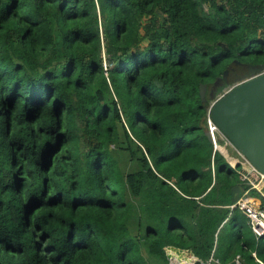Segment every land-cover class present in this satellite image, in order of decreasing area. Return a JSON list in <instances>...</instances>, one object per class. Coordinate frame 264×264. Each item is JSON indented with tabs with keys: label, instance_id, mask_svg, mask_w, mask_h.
Masks as SVG:
<instances>
[{
	"label": "trees",
	"instance_id": "trees-1",
	"mask_svg": "<svg viewBox=\"0 0 264 264\" xmlns=\"http://www.w3.org/2000/svg\"><path fill=\"white\" fill-rule=\"evenodd\" d=\"M261 62L264 0H0V264H264L205 134Z\"/></svg>",
	"mask_w": 264,
	"mask_h": 264
},
{
	"label": "water",
	"instance_id": "water-1",
	"mask_svg": "<svg viewBox=\"0 0 264 264\" xmlns=\"http://www.w3.org/2000/svg\"><path fill=\"white\" fill-rule=\"evenodd\" d=\"M264 65L252 68L245 77L215 101L210 110L212 123L259 173L264 174ZM200 97L205 101L206 87L200 86ZM206 137L213 143L211 133ZM168 261L177 263L191 256L186 251L173 246L164 248ZM197 262V258H195Z\"/></svg>",
	"mask_w": 264,
	"mask_h": 264
},
{
	"label": "built area",
	"instance_id": "built-area-1",
	"mask_svg": "<svg viewBox=\"0 0 264 264\" xmlns=\"http://www.w3.org/2000/svg\"><path fill=\"white\" fill-rule=\"evenodd\" d=\"M207 129L213 139V149L218 150V141L224 142L247 168V172L238 171L240 182L246 187L240 199L231 207L240 211L248 221V225L256 239L264 237V174L259 173L231 143L219 132L207 114ZM218 133L223 137H218ZM254 194V195H253Z\"/></svg>",
	"mask_w": 264,
	"mask_h": 264
},
{
	"label": "rangeland",
	"instance_id": "rangeland-1",
	"mask_svg": "<svg viewBox=\"0 0 264 264\" xmlns=\"http://www.w3.org/2000/svg\"><path fill=\"white\" fill-rule=\"evenodd\" d=\"M236 82L237 81H233L228 86L223 85L222 83H217V84L213 85L211 88L212 91L210 90L212 96L210 97L211 101L209 102V104L210 103L213 104L215 101L220 99L224 94H226L234 86V84ZM218 137L223 138L219 133H218ZM223 148H224V145H223ZM195 261H196L195 258L188 256V258L181 259V261L179 263H177L175 261V259H171L168 264H194Z\"/></svg>",
	"mask_w": 264,
	"mask_h": 264
},
{
	"label": "crops",
	"instance_id": "crops-1",
	"mask_svg": "<svg viewBox=\"0 0 264 264\" xmlns=\"http://www.w3.org/2000/svg\"><path fill=\"white\" fill-rule=\"evenodd\" d=\"M234 153V152H233ZM234 155H236L235 153H234ZM230 163H231V165L232 166H234L235 165V162L234 161H230ZM241 168H240V170L238 169V171H242V172H247V168L242 164V162H241ZM212 179H213V182H214V177H212ZM238 180H239V178H238ZM240 181V180H239ZM169 183V182H168ZM172 187H174L175 188V186L173 185V184H171V183H169ZM239 185H240V187H241V189H242V193L239 195V197L231 204V205H225V206H223L222 208H225L226 210H228V209H230V212H232L231 210H234V211H238L237 209H232L231 207L240 199V197L242 196V194H243V191L245 190V186L243 187L242 185V183L240 182L239 183ZM244 188V189H243ZM176 189V188H175ZM177 190V189H176ZM200 198H196V200H199ZM229 207V208H228ZM215 208H217V207H215ZM240 214H239V216H240V220H242L244 223H245V225L248 227V228H250L249 227V225H248V221H247V219L245 218V216L240 212V211H238ZM225 222V221H224ZM224 222H223V224H224ZM222 226V225H221ZM251 230V229H250ZM189 252V251H188ZM211 260L213 261V263H218V261L217 260H214V259H212L211 258ZM209 262V261H208ZM235 263L236 264H239V257L237 256L236 257V259H235Z\"/></svg>",
	"mask_w": 264,
	"mask_h": 264
},
{
	"label": "flooded vegetation",
	"instance_id": "flooded-vegetation-1",
	"mask_svg": "<svg viewBox=\"0 0 264 264\" xmlns=\"http://www.w3.org/2000/svg\"><path fill=\"white\" fill-rule=\"evenodd\" d=\"M261 65H264V62H261V63H245V64H241L239 65L238 69L241 70L240 72H237V73H233L234 76L236 77V81L240 80L241 78L245 77L246 74L252 69V68H255V67H258V66H261ZM264 70H261L260 73H263Z\"/></svg>",
	"mask_w": 264,
	"mask_h": 264
},
{
	"label": "clouds",
	"instance_id": "clouds-1",
	"mask_svg": "<svg viewBox=\"0 0 264 264\" xmlns=\"http://www.w3.org/2000/svg\"><path fill=\"white\" fill-rule=\"evenodd\" d=\"M211 106H212V103H210L209 107L207 108L206 115H205L206 132L208 131V129H207V122H206V118H207V114H208V112H209V117H210V110H211ZM210 120H211V118H210Z\"/></svg>",
	"mask_w": 264,
	"mask_h": 264
}]
</instances>
